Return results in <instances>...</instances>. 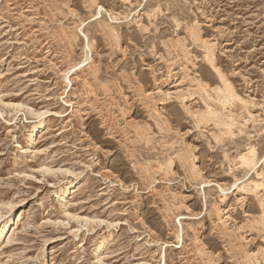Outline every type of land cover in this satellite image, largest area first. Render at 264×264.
Returning <instances> with one entry per match:
<instances>
[{"label": "rangeland", "instance_id": "1", "mask_svg": "<svg viewBox=\"0 0 264 264\" xmlns=\"http://www.w3.org/2000/svg\"><path fill=\"white\" fill-rule=\"evenodd\" d=\"M2 223L0 264H264V0H0Z\"/></svg>", "mask_w": 264, "mask_h": 264}, {"label": "bare ground", "instance_id": "2", "mask_svg": "<svg viewBox=\"0 0 264 264\" xmlns=\"http://www.w3.org/2000/svg\"><path fill=\"white\" fill-rule=\"evenodd\" d=\"M99 11V10H98ZM109 14V13H108ZM112 21V20H111ZM113 21H116V20H113ZM191 29H193V28H191ZM195 29V28H194ZM194 31V30H193ZM196 31V30H195ZM116 33V32H115ZM197 33V32H196ZM193 35V34H192ZM196 35V34H195ZM199 35V34H198ZM194 36V35H193ZM203 41V40H202ZM205 42V41H204ZM208 42V41H207ZM208 44V43H207ZM184 48V47H183ZM213 49V48H212ZM206 56H207V59H208V61L210 62V65L212 66V68L214 69V70H216L217 71V73L219 74V77L221 78V81L223 82V84L227 87V93L224 95V97H225V99H227V97L228 96H230V97H233L234 99H240V97L237 95V93H235L234 92V90L232 89V87H231V85L227 82V77L225 78L224 77V75L221 73L222 71L221 70H219L217 67H216V65H215V63H214V58H213V56H212V53L210 52V47H208L207 48V50H206ZM221 71V72H220ZM66 78V80L68 79L67 78V75L65 76ZM70 82V81H69ZM200 82V81H199ZM192 83V82H191ZM201 83H202V81H201ZM198 84V83H197ZM192 85H193V83H192ZM195 85H196V82H195ZM194 86V85H193ZM204 86V85H203ZM217 86V85H216ZM219 86V85H218ZM196 88V87H195ZM197 88H198V86H197ZM213 88H215V87H213ZM216 88H218V87H216ZM221 88V87H220ZM210 89H211V87H210ZM195 90V89H194ZM199 90V89H198ZM213 90V89H212ZM223 91V90H222ZM177 92V91H176ZM218 92V91H217ZM216 93V92H215ZM211 96V95H210ZM178 97V96H177ZM183 100H184V97L182 98ZM248 104V103H247ZM247 106V105H246ZM243 108V107H242ZM244 110V109H243ZM247 112V111H246ZM198 113V112H197ZM200 114V113H199ZM230 116V115H229ZM251 116V115H250ZM202 117V116H201ZM253 117V116H252ZM213 118H215V117H213ZM201 119V118H200ZM224 119V118H223ZM204 120V119H203ZM224 121V120H223ZM223 121H219V124H223L227 129H226V131L227 130H229L228 132H231L230 131V126L232 125V123H230V124H228V123H226V122H223ZM41 122V121H40ZM224 126H223V128H224ZM36 125H33L32 126V129L30 130V138H31V136L33 135V133H34V131L36 130ZM238 130V129H237ZM240 130V129H239ZM225 131V132H226ZM233 133V132H232ZM249 149V148H248ZM253 153H254V151H253V149H249V150H247L246 152H244V153H242V154H240L239 155V157H238V161H239V165L241 166V167H246V168H250V169H252L255 165H256V162H254L253 161ZM252 171V170H251ZM249 174V173H248ZM260 174V173H259ZM258 175V174H257ZM248 179V178H247ZM250 179V178H249ZM232 186H236V184L234 183ZM238 187V189L237 190H244V191H246V190H253L254 188L256 189L257 187H258V183H257V181H255V180H249V181H247V182H245V183H242L240 186H237ZM73 188V183H72V181H69V182H67V184L65 185V186H63V187H59V189H58V191L56 192L57 193V198H58V200L59 201H62V200H64L66 197H67V195L69 194V192H70V189H72ZM259 188V187H258ZM219 189H220V192L221 193H223V196L226 194L225 193V191H226V188H222V187H220L219 186ZM258 190V189H257ZM243 191V192H244ZM256 192V191H255ZM254 192V193H255ZM254 195V194H253ZM256 195V194H255ZM259 197V196H258ZM64 202V201H63ZM8 213V212H7ZM11 215V214H10ZM3 216V215H2ZM6 225H7V223H2V225H0V236H1V234H2V232L5 230V228H6ZM8 227V226H7ZM227 230V229H226ZM225 231V230H224ZM228 234H229V232H228ZM179 238V237H178ZM181 240V239H180ZM102 245H103V241H101L100 242V244L97 246V251H99V249L102 247ZM257 256V253H255V254H249V257L248 256H246L247 258H250L248 261H250V260H252L255 256ZM254 259H256V258H254ZM255 261H257V260H255ZM257 264V263H256Z\"/></svg>", "mask_w": 264, "mask_h": 264}]
</instances>
